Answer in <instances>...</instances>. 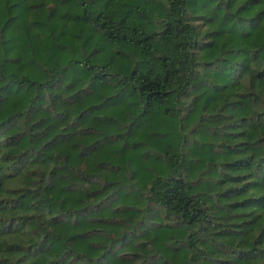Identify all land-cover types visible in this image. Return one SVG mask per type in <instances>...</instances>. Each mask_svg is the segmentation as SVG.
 <instances>
[{"label":"trees","instance_id":"1","mask_svg":"<svg viewBox=\"0 0 264 264\" xmlns=\"http://www.w3.org/2000/svg\"><path fill=\"white\" fill-rule=\"evenodd\" d=\"M0 264H264V0H0Z\"/></svg>","mask_w":264,"mask_h":264},{"label":"rangeland","instance_id":"2","mask_svg":"<svg viewBox=\"0 0 264 264\" xmlns=\"http://www.w3.org/2000/svg\"><path fill=\"white\" fill-rule=\"evenodd\" d=\"M112 92L114 93L115 91H112ZM132 100H133L132 95L127 90H123V92L121 94H115L114 97L112 98V102L110 103L109 106H107V109L109 110V112H107V111L102 112L100 117L106 115L108 117L109 116L112 117L113 119L114 118L119 119L118 118L119 117V111H120V109H122V106H123L121 104L124 101L130 102ZM118 133H119V131H118ZM127 133H128V131H127ZM160 133H163V131L159 132L158 134H160ZM126 137L127 138L125 139V142L127 141L128 147L126 149L128 152L138 153L147 159H151V158H153L156 155L161 153V150L158 147L152 145L149 142V140L144 136L136 137V136H132L128 133ZM103 145H104V147H110L109 146L110 142L104 141ZM114 163H116L114 160L107 159V163H106L107 167H110V165L113 166ZM160 215H162V213H160Z\"/></svg>","mask_w":264,"mask_h":264}]
</instances>
